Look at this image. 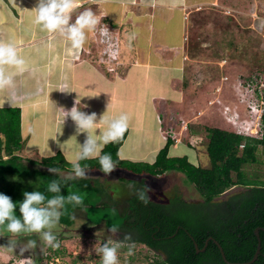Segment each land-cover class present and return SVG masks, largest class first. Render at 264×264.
Masks as SVG:
<instances>
[{
  "label": "crops",
  "instance_id": "1",
  "mask_svg": "<svg viewBox=\"0 0 264 264\" xmlns=\"http://www.w3.org/2000/svg\"><path fill=\"white\" fill-rule=\"evenodd\" d=\"M241 1L250 0H79L73 19L91 8L101 17V25L118 38L121 54L115 71L109 72L101 60L98 31L89 35L85 48L72 50L59 33L42 31L33 23L36 0H0V41L15 43L29 61L25 71L15 75L14 87L0 89V108L21 110L24 148L20 156L39 161L58 153L65 159L72 155L87 135L77 133L75 122L67 116L77 106L97 113L93 135L105 130L109 119L128 114L127 137L118 151L121 160L153 164L168 137L178 139L169 157L198 160L196 150L182 139L185 133L199 139L200 123L206 121V110H191L192 118L189 111L186 117L181 111L187 89L195 88L185 87L189 16ZM172 112L183 123L166 129ZM228 126L222 119L218 128Z\"/></svg>",
  "mask_w": 264,
  "mask_h": 264
},
{
  "label": "trees",
  "instance_id": "2",
  "mask_svg": "<svg viewBox=\"0 0 264 264\" xmlns=\"http://www.w3.org/2000/svg\"><path fill=\"white\" fill-rule=\"evenodd\" d=\"M262 122L264 132V116ZM205 132L210 167L194 165L187 157H169V150L175 143L171 137L167 138L166 145L153 164H139L119 158L118 151L128 130L121 140L103 148L114 159H119L116 168L135 175L162 177L169 172L183 173L202 200L188 202L178 194L172 204L152 199L145 205L133 193L127 200V206L121 210L115 198L98 181L78 178L62 184V194L79 193L83 195L84 203L76 206L66 204V211L56 226L70 229L77 224L79 216L87 219L92 227L109 229L117 224L121 233L119 240H123L125 234L131 235V241L124 244H142L154 253L150 264H227L214 241H209L205 247L209 237L220 243L229 261H250L258 246L255 230L264 228V180L246 169L259 162V151L264 150V133L258 139L218 127H206ZM23 148L20 108H0V182L8 174L37 176L40 190L44 191L50 181L59 178L48 171L49 167L71 170V164L61 153L39 161L24 160L20 156ZM81 163L88 164L89 172H103L98 158ZM236 186H242L244 190L225 201H216ZM21 188L20 184L13 183L10 190L0 187V192L11 194L14 199V196L22 194ZM30 235L37 237L35 233ZM260 239L262 255L253 264H264L262 230ZM195 243L200 250L204 247L205 250L198 252ZM49 249L51 254L47 260L60 255L58 249Z\"/></svg>",
  "mask_w": 264,
  "mask_h": 264
},
{
  "label": "rangeland",
  "instance_id": "3",
  "mask_svg": "<svg viewBox=\"0 0 264 264\" xmlns=\"http://www.w3.org/2000/svg\"><path fill=\"white\" fill-rule=\"evenodd\" d=\"M187 35L189 65L185 87L189 84L195 88L187 87L181 111L184 113L183 117L188 116L190 112L189 117L192 118V111L197 113L206 110V121L200 123L203 134L199 139L191 138L187 133L182 139L185 144L194 148L198 155V160L191 156L187 158L194 165L210 167L205 128L218 127L223 119L229 124L226 130L235 132L236 128L229 121L230 118L242 121L244 126H248L246 121L250 123L253 120L242 102L241 94H246L242 90L245 89L248 78L264 72V0L241 1L232 7L218 6L195 11L189 16ZM167 122L166 129L170 128L168 125L179 127L183 123L173 112ZM246 170L264 180L263 149L259 151V162ZM6 177L0 182V187L10 190L13 183L22 187L19 197L13 195V199L11 194L9 195L14 202L24 198L25 190L32 191L35 185H40L37 176L8 174ZM87 178L102 184L115 198L121 210L127 206V200L135 190L145 184L152 188L149 193L151 198L162 203L172 204L178 194L188 202L202 200L194 186L180 172H169L162 177H135L127 171L117 169L111 174L89 173ZM243 190L242 186L233 187L216 201H225ZM19 214L18 211L17 215ZM76 222L70 229L54 226L52 230L61 242L58 249L60 255L53 256L50 260L46 259L51 254L49 246L42 241L38 233H35L37 237L30 234L14 235L4 226H0V264H100V255L95 251V247L106 242L109 236L119 240L121 233L113 234L103 227H92L82 216H79ZM10 239L17 243L15 249L8 247ZM27 239L37 240L38 247L20 254L19 249ZM119 256L120 264H150L154 253L142 244L123 243ZM38 257L41 259L38 260ZM56 258L59 263L54 261Z\"/></svg>",
  "mask_w": 264,
  "mask_h": 264
},
{
  "label": "clouds",
  "instance_id": "4",
  "mask_svg": "<svg viewBox=\"0 0 264 264\" xmlns=\"http://www.w3.org/2000/svg\"><path fill=\"white\" fill-rule=\"evenodd\" d=\"M79 6V0H36V5L32 9L35 13L33 23L42 31L59 33L72 50L85 48L89 35L98 31L100 42L106 45L104 52L107 57L111 60L118 59L121 48L119 42L113 37V31L107 25H101V17L91 8L80 11L73 19V13ZM28 65V59L20 54L15 43L0 41V89L14 87L15 75L25 71ZM67 116L75 122L77 133H87L77 150L66 157L71 164V170L65 174L59 167H49L48 171L59 178L50 181L44 191L40 190L39 184L35 185L32 191L25 190L24 198L19 201L14 202L9 195L0 192V226H4L14 235L38 233L42 241L52 249H59L61 246L60 240L52 229L64 215L66 204L76 206L84 203V197L79 193L62 194V184L78 178L86 179L89 175V166L81 162L92 158H98L100 169L104 174H111L116 169L119 159H114L112 154L104 152L103 148L109 143L121 140L129 127L128 114L121 113L108 120L105 130L100 131L98 135H93L92 130L98 123L97 113H86L77 106H73L67 111ZM103 118L104 115L101 119ZM60 148L63 150L62 145ZM150 192H152L151 186L145 184L135 190V195L139 201L147 205L152 200ZM17 209L19 215H17ZM108 231L113 234L118 233L119 226L113 224ZM126 241H131L130 234H125L123 240H115L109 236L106 242L95 247V251L100 255V264H120L119 250ZM8 247L15 249L17 243L10 239ZM37 247V240L27 239L19 249L20 254Z\"/></svg>",
  "mask_w": 264,
  "mask_h": 264
},
{
  "label": "built area",
  "instance_id": "5",
  "mask_svg": "<svg viewBox=\"0 0 264 264\" xmlns=\"http://www.w3.org/2000/svg\"><path fill=\"white\" fill-rule=\"evenodd\" d=\"M111 30V28H109ZM113 37L115 40L118 41V38H115L113 32ZM119 42V41H118ZM101 43V42H100ZM102 49L100 52L101 60L108 64V71L113 72L115 71L114 63L117 59L111 60L107 57L104 49L106 47L105 44L101 43ZM245 89L242 91L246 94L242 95V102L245 104L249 115L253 118V120L248 123L246 121V125L244 126L242 121H237L236 118H230L229 121L234 125L236 128L235 132L240 135L255 137L261 139L263 137V116H264V72H259L257 75L253 76L252 78H248L245 82ZM253 124V126H251ZM178 140V139H174ZM56 263L58 262V258H56ZM50 264H55L51 262Z\"/></svg>",
  "mask_w": 264,
  "mask_h": 264
},
{
  "label": "water",
  "instance_id": "6",
  "mask_svg": "<svg viewBox=\"0 0 264 264\" xmlns=\"http://www.w3.org/2000/svg\"><path fill=\"white\" fill-rule=\"evenodd\" d=\"M261 230L264 231V228L258 227V228H256V230H255V235H256V237H257V239H258V246H257L256 252H255L253 258H252L250 261H247V262H235V263H234V262L229 261V260L227 259L226 255H225V252H224L223 247H222V246L220 245V243H219L218 241H216L213 237H209V238L206 240V242H205V247L208 245L209 241L212 240V241H214L215 244L219 247V249H220V251H221L222 258H223V260H224L225 263H227V264H253V263L256 262V260L259 258V256L262 255V250H261V239H260V231H261ZM195 247H196V249H197L198 252H199V251H204V250H205V247H204L203 249L200 250L199 247H198V244H197V243H195ZM263 256H264V253H263Z\"/></svg>",
  "mask_w": 264,
  "mask_h": 264
}]
</instances>
